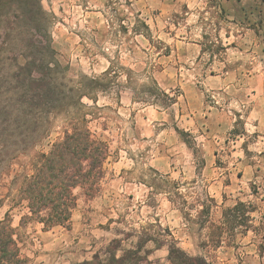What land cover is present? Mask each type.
<instances>
[{"label":"rangeland","instance_id":"374dc122","mask_svg":"<svg viewBox=\"0 0 264 264\" xmlns=\"http://www.w3.org/2000/svg\"><path fill=\"white\" fill-rule=\"evenodd\" d=\"M13 1L7 0L10 13L0 19L4 78H11L17 62L37 55L61 89L59 110L44 118L45 138L0 163V220L9 212L22 264H118L112 254L127 250L134 254L123 264H172V243L210 264H264V138L246 133L248 105L236 104L230 89L222 88L263 75L252 64H264V0H200L191 10L186 0H38L42 12L35 8L33 23L39 31L14 17ZM3 19L13 28L6 29ZM196 39L200 47L189 48ZM236 47L257 58L239 59L244 69L231 72ZM186 50L201 53L186 59ZM82 76L104 85L85 80L79 98L71 87H80ZM186 82L203 92L205 115L214 109L236 118L216 150L220 169L210 176H202L206 123L186 122ZM73 114L86 116L84 124L109 147L98 190L87 195L74 189L68 227L44 230L33 220L21 225L27 209L16 203L17 189ZM240 137L235 152L231 144ZM247 163L252 179L216 200L206 177L219 172L224 183L229 173L241 179ZM238 201L255 209L249 230L212 239L204 206L217 225L223 209Z\"/></svg>","mask_w":264,"mask_h":264},{"label":"trees","instance_id":"16d2710c","mask_svg":"<svg viewBox=\"0 0 264 264\" xmlns=\"http://www.w3.org/2000/svg\"><path fill=\"white\" fill-rule=\"evenodd\" d=\"M13 2L17 4L12 10L14 17L28 24L29 29L36 28L39 31L40 26L33 23L36 9L42 12L38 0ZM9 6L11 5L7 0H0L1 20L10 13L7 10ZM3 21L6 29L13 28L8 26L6 19ZM49 70L50 68L45 69L37 55L26 59L24 63L17 62L10 79L4 78L0 70V163L9 156L11 159L16 158L19 153L15 151H24L26 147L35 146L45 138L47 132L44 118L59 110L56 97L61 93L60 87L51 80ZM87 79L96 85H104L98 79L82 76L81 86L71 87L72 92H79V98L86 93L84 88ZM75 115L70 117L68 126L63 127L62 136L51 144L48 152L35 156L32 160V172L24 176L17 189L16 203H24L27 209L22 216L21 225L33 220L42 224L44 230L56 226L68 227L77 203L74 189L81 188L87 195L98 190L105 175L104 163L109 147L84 124L87 122L86 116L79 119ZM79 121H83V124ZM254 210L250 204L238 201L223 209L222 220L217 225L208 218L209 206H204L201 214L206 213L204 222L212 225V239L216 236L218 242H221L227 232L233 235L237 228L242 227L241 232L248 231ZM15 234L9 212H6L0 220V264H22ZM262 238L264 239V233ZM131 254L134 251L127 250L120 257L113 253L111 260L123 264ZM168 255L172 264H210L205 257L192 256L175 243L171 244ZM94 262L95 259L79 264Z\"/></svg>","mask_w":264,"mask_h":264},{"label":"crops","instance_id":"0c3cea01","mask_svg":"<svg viewBox=\"0 0 264 264\" xmlns=\"http://www.w3.org/2000/svg\"><path fill=\"white\" fill-rule=\"evenodd\" d=\"M200 0H186L188 3V7L191 10L192 8H197L199 6L198 2ZM197 5V6H196ZM186 14L189 17L194 16L193 11H188ZM190 19V18H189ZM191 21V20H188ZM187 38V37H186ZM193 43L188 44V47H200V40H194ZM241 45V44H240ZM187 49V47H186ZM195 49V48H193ZM239 47H236V50L232 49L230 54H232L234 59H238L234 62L235 64L231 65V72H236L237 70H243L244 65L239 61L244 57H255V52H250L249 50L241 51ZM245 50V49H243ZM255 50V49H254ZM252 50V51H254ZM196 53V57H199L201 52H187L186 50V59L191 58V54ZM258 53V52H257ZM264 53V52H262ZM264 60V59H263ZM238 62V63H236ZM260 61H256L252 64L255 69H259L263 75H256L253 77H248L244 82L238 81L234 83H223V89H230L232 94L235 96L232 97V100L236 104H246L248 105V112L246 115V133H251L252 131L260 134L261 138H264V64L258 63ZM264 62V61H263ZM204 96L203 92L198 89V86L192 82H186V122L188 121L191 125H194V121L196 120L198 125L205 124L206 132L201 136L202 150L204 151L205 156V165L202 169V176L216 173V169H220L216 165V150L218 146L222 145L224 137L228 131L233 129L234 121L236 118L228 117L226 112L216 111L214 109L207 110L206 116L204 114ZM204 114V118L208 121L203 122L201 117ZM244 138L236 139L232 141V149L235 151V147L242 142ZM237 152V150L235 151ZM191 167V165H190ZM251 165L247 163L245 168L244 177L239 179V177H233L231 173V178L229 183H224V177L222 173L217 172L218 174L210 179L208 176L205 181L208 182L209 189L215 192L212 196L215 197L216 200H223L222 192L231 190L236 192L237 187L240 185L243 186L244 183L250 181L251 178ZM191 169V168H190ZM253 174V172H252ZM254 175V174H253ZM246 178V179H245ZM246 180V181H245Z\"/></svg>","mask_w":264,"mask_h":264}]
</instances>
